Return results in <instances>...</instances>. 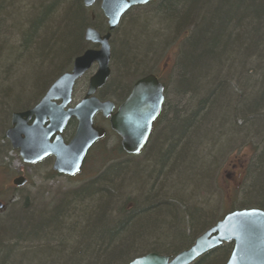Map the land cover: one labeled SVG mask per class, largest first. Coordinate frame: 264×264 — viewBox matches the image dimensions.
I'll return each mask as SVG.
<instances>
[{
    "label": "trees",
    "instance_id": "16d2710c",
    "mask_svg": "<svg viewBox=\"0 0 264 264\" xmlns=\"http://www.w3.org/2000/svg\"><path fill=\"white\" fill-rule=\"evenodd\" d=\"M148 6L149 14L139 17L144 34L131 35L127 61L118 65V83L143 74L155 55L172 48L169 93L179 103L187 95L190 100L178 113L165 99L144 162L132 161L137 157H126L116 144L96 161L99 176L56 207L39 212L28 200L14 205L0 222V264H128L149 253L175 256L226 215L204 212L195 196L209 189L223 152L245 137L237 150L249 146L252 156L243 197L230 212H264V0H155ZM89 27L106 31L88 22L82 0H0V166L13 153L5 139L11 114L29 108L21 110V98H33L51 73L59 77L70 67L86 49ZM144 41L152 48L145 56L137 49ZM29 68L38 73L31 91L21 83ZM124 81L113 87L115 96L125 94ZM232 248L223 244L193 264H225Z\"/></svg>",
    "mask_w": 264,
    "mask_h": 264
},
{
    "label": "water",
    "instance_id": "95a60500",
    "mask_svg": "<svg viewBox=\"0 0 264 264\" xmlns=\"http://www.w3.org/2000/svg\"><path fill=\"white\" fill-rule=\"evenodd\" d=\"M152 1L82 0L86 9L99 2L107 32L101 35L87 28L85 42L99 48L87 50L75 58L70 72L58 77L33 108L12 113L5 139L21 162L35 165L52 157V170L56 174L75 176L80 172L88 150L105 135L102 128L93 125L96 114L109 120L110 130L119 137L123 152L131 156L142 152L164 103L163 87L156 77L147 75L136 81L129 96L115 111L113 103L101 102L94 94L110 77L111 33L131 8L145 6ZM94 65L96 71L88 81L83 99L69 107L76 81ZM70 120L76 121V129L71 140L65 143L62 133ZM25 184L24 177L12 181L16 188ZM229 243L233 248L225 264H264V212L258 209L235 210L197 237L190 248L175 256L149 253L128 264H193L205 254Z\"/></svg>",
    "mask_w": 264,
    "mask_h": 264
},
{
    "label": "rangeland",
    "instance_id": "374dc122",
    "mask_svg": "<svg viewBox=\"0 0 264 264\" xmlns=\"http://www.w3.org/2000/svg\"><path fill=\"white\" fill-rule=\"evenodd\" d=\"M150 10L151 7H147L146 5L142 7H136L128 11L120 20L117 29L112 32L109 43L111 48V60L109 65L111 74L107 86L102 90L98 91L96 96L101 100H109L118 105L120 101L126 98L130 88L132 87L134 82L140 78V76L145 73L149 74L148 72L155 71L154 74L158 75L159 78L162 77V79H164L162 81L165 82V84L167 85L166 87L169 89L168 93L166 92L167 94L165 95V99L167 98L169 104H171V106L173 105V107L176 108L175 110L179 113L180 110L184 108V106L190 100L191 96L187 95L185 97V100L179 103L178 97L170 95L169 93L171 86L169 85V81L166 80V78L170 76L172 70H174L175 67V49L169 48V51L167 50L168 52H165L166 50H163L158 54V56L155 55L156 57H153V54L151 56L149 55L148 59H151L153 57V60L151 59L152 62L150 61L151 63L149 64L148 69L144 71L145 73L143 72V74L140 75L130 74L131 77L128 78L125 76V81L124 79H121V81H119L118 83V65L127 61V45L129 43V39H131V35L133 36L135 35V33L137 35L144 34V29H142L144 21L142 19H139V17L143 15H148ZM86 11L88 22H90L91 24L97 23L101 26H106V20L100 10L99 2H97L93 7L86 9ZM14 21L15 24L19 23L18 18H15ZM105 32L106 31L104 30L101 32V34ZM84 43L86 49L91 46L85 41ZM130 44V47L132 48V50H134L135 46L132 43ZM146 44L144 41V43L141 44L139 48H137L139 49L140 54L146 52L143 56L147 55L148 51L152 50L151 46L147 47ZM136 46L138 47V45ZM63 56L65 58L66 54H64ZM75 58L76 57H73V59H71V61L69 62L70 67H68L67 70L62 71V73L60 72L61 74L70 71ZM182 59L183 58L181 57L180 61H182ZM63 61L64 60H60L59 62ZM24 63L26 65H29L27 61ZM162 67H165L166 74L164 76H162V73L160 71ZM95 71L96 66L94 65L78 82H76L72 93L73 105L77 104L84 97L88 87V81L91 76L95 73ZM175 72H177V69H175ZM36 74L34 73L33 68H29L26 71V82H21L22 86L30 84L29 89L31 91V85L32 88L35 87L36 80L34 79V75ZM57 75L52 76V73L50 74L51 77L46 82L44 90L39 92L40 94H37L36 99L32 103L27 105L26 108H31L34 104L39 101V99L43 96L45 90L49 88L48 86L58 78ZM123 81L127 84L125 90L126 92L124 90L122 91L125 94L122 96L117 94L118 96H115L117 92L116 90H114L113 87L116 86L117 83V88L125 86L123 84ZM175 86L177 88H180V82L175 83ZM29 89L26 88V91L30 92ZM29 99H32V97H30ZM21 102V104L23 105L24 101L22 100ZM26 108H23L21 110H24ZM18 110L20 109H17L16 112ZM177 112L175 114H178ZM174 115L170 116V118L172 119ZM95 121L100 122V118L96 117ZM9 126L10 119L8 121L7 129L9 128ZM104 126L108 130V126L105 124ZM72 128L73 125H71L70 128L67 129L68 134H72ZM107 136H110L108 137L109 139L106 138ZM107 136L104 137V139L99 143V145L95 146L89 153L91 155L84 164L81 173L72 178L56 176L52 179L47 180V173L49 174V171L51 170L53 164L51 159H47L34 166H27L21 163V160L19 159L16 153L8 152L6 158L4 159V163L6 164V166H0V203L5 207L3 210H0V222H2L4 218L8 217L11 212L13 213L14 209H16V207H13L14 205H20L25 200H28L27 202L32 206L34 210L43 212V210L47 208V205L51 204L50 206H52L60 199V197H63L66 194H70L85 185L88 182L87 180L94 176L95 173L99 172V170L101 169L102 164L98 165L96 161L98 160V158H100L103 150L107 148V146L110 147L116 144V140L114 139L116 138V136L109 132V130L107 132ZM207 137L210 138V134H206V138ZM243 138L244 136L242 137V139ZM245 139H243L242 141L239 139L238 142L235 140V144H233L231 147H228L227 150L223 152V154L219 158V162L214 168L213 175L211 174V178L209 181V189L206 192H199L197 196H195V202L197 206L203 211H210L214 209V212H216L215 214H218L217 216H223L230 212L231 208L237 206L238 202L241 201L243 197L241 193L242 187L244 185L243 180L245 177V170L247 169L246 165L247 163L249 164L252 156V148H250L249 146L243 148L242 150L239 149V152L237 150L241 146L245 145ZM252 143L254 145L257 144V142ZM202 150H204L205 154L208 152L204 148H202ZM144 155L145 152L137 155V158L133 159L132 161H136L142 158V161L144 162ZM208 161L210 162V160ZM19 176L24 177L27 180V183L22 188H15L12 185V180ZM192 185L194 184H191V186ZM191 190L192 189H189V193H191Z\"/></svg>",
    "mask_w": 264,
    "mask_h": 264
},
{
    "label": "flooded vegetation",
    "instance_id": "af4514ba",
    "mask_svg": "<svg viewBox=\"0 0 264 264\" xmlns=\"http://www.w3.org/2000/svg\"><path fill=\"white\" fill-rule=\"evenodd\" d=\"M86 29H87V28H86ZM86 29H85V30H86ZM106 32H107V30H106ZM106 32H105V33H106ZM84 33H85V31H84ZM105 33H103V34H105ZM90 45H91V46H89L88 49H86L85 51L90 50V49L97 50V49L99 48V46H97V45H92V44H90ZM85 51H84V52H85ZM160 71H161L162 75H165V74H166V72H165V67H162ZM148 75H150V74H148ZM146 76H147V75H146ZM143 77H145V76H143ZM143 77H140L139 79H141V78H143ZM155 77H156L157 81L159 82V84L163 87V89H165L162 80H160L159 77H158L157 75H155ZM139 79H137L136 81H138ZM108 81H109V80H108ZM136 81H135V82H136ZM135 82H134V83H135ZM107 84H108V82H107V83H106V84H105L100 90H102L103 88H105V87L107 86ZM133 85H134V84H133ZM133 85H132V87H133ZM132 87L130 88L129 93H128V95L126 96V98L129 96V94H130V92H131V90H132ZM100 90H99V91H100ZM164 91H165V90H164ZM43 96H44V94H43ZM43 96H42V97H43ZM42 97H41V98H42ZM41 98H40L39 100H41ZM126 98H125V99H126ZM164 98H165V92H164ZM125 99H124V100H125ZM100 100H101V99H100ZM105 101H107V100H105ZM111 102H112V101H111ZM164 102H165V99H164ZM113 103H114V102H113ZM36 104H37V103H36ZM34 105H35V104H34ZM34 105H33V106H34ZM114 105H115L116 108L119 106V104L116 105V103H114ZM162 111H163V108H162ZM96 117H99V118H100V122H96V121H95V118H96ZM161 117H162V114H161L160 117L154 122V124H153V126H152L151 135H150V138H149L150 141H151V138H152V134H153V131H154V127H155L156 123L159 122V120L161 119ZM71 124H73V128L71 129V130H73V132H72V134H71V133L68 134V133H67V129L70 128L69 125H71ZM93 124H94L95 127H99V128L104 129V130H105V136L107 135L108 130H109V132H111L110 127H109V120L103 118L100 114H96V115L94 116V118H93ZM104 124L108 126V130L105 128ZM75 127H76V121L71 120V121L68 123L67 127L65 128V130H64V132H63V134H62V137H63V140H64L65 143H67V142L71 139L72 135L74 134ZM103 139H104V138H103ZM103 139H102V140H103ZM102 140H100V141H98V142H101ZM149 140H148V141H149ZM98 142H96V143L92 146L91 149H93V148L95 147V145H96ZM91 149H90V150H91ZM90 150H89V151H90ZM50 159H51L52 162H53V159H52V158H50Z\"/></svg>",
    "mask_w": 264,
    "mask_h": 264
},
{
    "label": "bare ground",
    "instance_id": "6f19581e",
    "mask_svg": "<svg viewBox=\"0 0 264 264\" xmlns=\"http://www.w3.org/2000/svg\"><path fill=\"white\" fill-rule=\"evenodd\" d=\"M70 70H71V69H70ZM68 72H70V71H68ZM61 75H62V74H61ZM61 75H60V76H61ZM60 76H59V77H60ZM154 76H155V74H154ZM157 76H158V75H157ZM162 76H164V75H162ZM158 77H159V76H158ZM35 79H36V78H35ZM159 79H160V80H164V79H162V77H160ZM76 82H78V81H76ZM45 86H46V85H44L42 91L44 90ZM166 88H167V87H166ZM166 88L163 89V90H165L164 92L167 91ZM98 91H99V90H97V91L95 92L94 96L97 94ZM39 94H40V93H39ZM36 97H37V94H36V96H34L32 99H29V98L24 99V98H23V99H24V100H23V99L21 98V100L24 101L23 105H25V106L22 107L21 109L26 108L27 105H29L30 103H32V102L36 99ZM39 101H40V100H39ZM39 101H38V102H39ZM124 101H125V100L120 101V102H119V105L122 104ZM38 102H37V103H38ZM161 114H162V118H163V117H164V114H163L162 110H161L160 115H161ZM160 115L158 116V118L160 117ZM158 118H157V119H158ZM162 118H161V119H162ZM157 119H156V120H157ZM106 136H107V135H106ZM106 136H105V137H106ZM108 137H110V136H107L106 138H108ZM108 139H109V138H108ZM114 139L116 140V144L120 146V139H119V137H118L119 140H118L117 138H114ZM149 142H150V140L148 141V143H147V145H146V148L148 147ZM116 144H114V145H112V146H110V147L107 146L106 151H110L113 147L116 146ZM120 148H121V146H120ZM121 150H122V149H121ZM122 152H123V150H122ZM142 152H143V151H142ZM142 152H141V153H142ZM123 153L126 155V157L131 156V155L126 154L125 152H123ZM141 153H140V154H141ZM138 155H139V154H138ZM21 163H22L23 165H27V166H34V164H33V165H29V164H24L23 162H21ZM101 171H102V170H101ZM101 171L99 170V172H96L95 175L92 176L91 178H89L87 181L89 182V181L95 179L96 176H99V174L101 173ZM53 174H54V175H57V174L52 170V167H51V170L49 171V174L47 173V176H46V177H47V180L54 178ZM19 177H22V176H19ZM66 195H67V194H66ZM62 196H63V195H62ZM64 196H65V195H64ZM62 198H63V197H60V199H59L55 204H53L51 207H56V206L58 205L59 201L62 200ZM50 205H51V204H50ZM177 254H178V253H177ZM145 255H146V254H145ZM145 255H143V256H145ZM157 255H158V254H157ZM141 257H142V256H141ZM138 258H139V257H138ZM135 259H136V258H135ZM133 260H134V259H133Z\"/></svg>",
    "mask_w": 264,
    "mask_h": 264
}]
</instances>
